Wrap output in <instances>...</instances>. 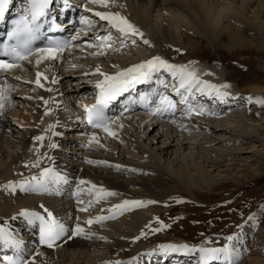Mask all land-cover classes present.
Wrapping results in <instances>:
<instances>
[{
  "label": "rangeland",
  "instance_id": "obj_1",
  "mask_svg": "<svg viewBox=\"0 0 264 264\" xmlns=\"http://www.w3.org/2000/svg\"><path fill=\"white\" fill-rule=\"evenodd\" d=\"M119 2L123 5L122 9H118L117 6H113V5L110 7H98L96 5L94 6L93 4H89V3L88 5L92 6L93 8H97V9L100 8V9L107 10V11L116 10V12H120L122 15H124L126 18L129 19L128 17L129 4L127 2H124L123 0H119ZM206 3L209 4V6L221 5L219 3V0H207ZM240 5L241 3L239 0H233L232 8L226 11L227 12L235 11ZM147 6H149V4ZM242 8L243 9H241L240 11L235 12L236 13L235 15H237L236 17L238 18V20L230 19L229 23H233V26H235L234 22L243 24V28L241 29L240 32L242 33V37L248 41V44L244 47L229 49L225 47L229 43L227 39H223L221 40V42L216 41L213 43L207 37L201 38V34L197 31V29H195V33L192 31L193 25L191 23L184 22L182 23L183 27L179 28L177 31L179 32V35H182V37H184L183 39L185 41L180 42L181 39L179 38L178 35H176L177 38L175 37L176 39L174 43L171 42V44H174L175 46H178L179 48L178 47L168 48L165 45H163L164 51L157 53L155 45L145 46L142 44V39H145L143 36V38H137L135 45H133L131 41L126 39L124 41L123 46L118 45V47H115L116 50L114 48H109L108 50L112 54L107 53L110 55V57H107V58L106 57L103 58V56L74 52L75 54L82 55L83 58L82 59L80 58V60H74L75 61L74 65L76 66L79 65V66L72 70L71 69L68 71L64 70V72L62 70L60 71V68L62 66L60 67L58 66L55 69L54 67L56 65L54 64L55 63L54 60L44 59L40 61V63L38 64L35 63V61H32L29 63L28 68L14 71L13 74H16L19 77H24L25 80L29 82V85L30 84L31 85L28 86L27 88L25 86L21 87L20 85L14 86L13 84L9 90L10 92L9 96L11 93H17L20 96V92L22 94H25L27 93V91H29V93H35V91H38V89L42 90V87H37L34 83L32 84L31 82L36 79L37 72L42 73V77L40 80H42L44 84L46 82L45 80L46 76H49L52 81L53 79H55V83L51 82L50 86H48L46 82L45 84L46 93L45 91L43 92L46 95L45 100L47 99L48 103L46 105L45 103L42 105L43 106L42 111L45 110V108L51 109V111L49 112V114L46 115V117L47 116L48 117L46 119L44 118L45 122L46 121L47 122H46L45 127L43 126L42 133L45 135L46 138L43 141L44 143H43L42 149H40V154L43 155L44 153L42 152L44 151L47 152L49 150L47 145L49 143V138L51 136L53 128H48V126L53 125L52 107L54 104V100L56 99L55 98L56 94H57L58 99H61V101H63L62 104H65L66 106V102L68 100L67 98L65 99L62 98L63 97L62 95L63 94L66 95L67 90H69L68 92L71 93L72 87L75 84L76 85L81 84L82 81H86V84L90 86V84H92V80L95 82L97 79H102V77L99 76L98 73H95L93 71L94 69L99 68L100 72L111 74L117 71L119 68L128 67L131 64H134L132 63V59H135V57L133 56H136V55H133L132 52L134 53L136 52L137 56L140 57V60L139 59L135 60V61L139 60L138 62L148 59L153 55H159L162 58L168 59L169 62L174 63L176 62V60L177 61L179 60V62H176V63H181L180 61L181 58L195 57L194 54H197L200 56V58L196 56L197 58H194L193 61L197 63H208L209 62V63L215 64L218 69L220 82L221 83L228 82L230 84V87L227 89V91L230 92L232 95L237 94L238 92L241 91V94H243V96H246V95L264 96V91H258V92L250 91V87L253 85L254 86L256 85L264 86V36H262V30L264 27L263 26L264 25V0H260L256 4L253 3V0H247L246 6ZM149 10H151L150 7H149ZM255 12L258 14L257 19H258V22L260 23L259 27L258 25L254 24L253 22L249 20V18L251 19V17L255 14ZM159 20L162 21L164 25L168 21H170V18L167 12L163 11L162 14L160 15ZM133 24L135 25V23ZM186 27H188V29ZM244 29L246 30L242 31ZM164 41L168 43V40L165 38H164ZM192 41L195 43L200 42L204 45V47L203 48L198 47L197 50L193 49L194 51H191L190 48H191ZM83 47H87V46L86 45L82 46L81 49ZM176 49H179L180 51L176 52L175 51ZM124 50H127V51H124ZM89 51L90 50L88 48H84V52H89ZM71 54L72 53L66 55L64 58H69V59L74 58L75 59L76 57H78L76 55H73V54L71 55ZM167 55H170V56H167ZM208 56L212 58L210 59V61H208V58H207ZM77 63H80V64H77ZM69 64H71V62ZM113 65H115L116 67H113ZM240 66H243V67H240ZM201 79L205 80V78L203 77ZM57 81H60V84ZM52 89H54L53 92H52ZM74 97L77 99L79 97V93H76V94L74 93ZM11 98L13 99V97ZM19 103H20L19 99H15L13 100V103H11L12 105L10 104V106L6 110V113L8 115L6 117L8 119H12V118L16 119L15 116H17L18 112L21 111L23 108V106ZM261 107L263 108V111H264V106H254V105L248 106L247 104L244 105V103L242 102L240 106L236 107L235 110L239 112L241 111L246 116L250 113V111H253V110L256 111V109H260ZM73 110H75V108L71 109V111ZM261 114L259 112L256 118L264 120V112L262 115ZM236 116L238 115L236 114ZM121 119L123 120V122H128V120L129 121L132 120L131 118L129 119L120 118V119H116V123L122 121ZM235 120L236 119H234V117L222 116V118H216L212 122L220 121V123L226 126V128L229 130L230 129L229 127L236 126L237 124H239ZM131 122H128L130 125L125 126L126 129L123 130V133H121L123 135L125 134L124 136H126V138L120 137V139H122L123 141H120L119 138H117L118 140L114 141L118 145L115 147L114 156L117 155L118 158L121 159V162L122 161L124 163L126 162L124 165L131 166V167H134L137 165L140 167H148L149 165L151 167L152 166L155 167L156 165H158V167L152 168V169L157 171L158 173L160 171L161 172L165 171L164 173L169 174L171 177H174L176 180H178V177H179V174L176 172V170H178L179 168H184L186 171H189L193 174L195 173V170L193 168L195 164L200 163L201 165L204 166L203 158L199 157L200 154L197 153L199 152V150L206 152L205 155H211L212 158H215L218 160L222 159V162H221L222 165L216 168L215 167L210 168L208 166L206 167L204 166L206 171L207 170L210 171L208 172L210 176L208 177L207 182H210L212 185L215 184L214 186L210 185L206 188L203 186L199 188L195 193L189 192L184 189H179V190H175L172 193H166L160 196L159 195H152V196L149 195V197L144 196L145 200H155L161 204L158 205V203H156V206H152L153 204H148V205H145L139 208L131 209L129 211H124L120 213L118 216H115L114 218H111V219L104 220L102 222H98V223L94 222L92 225H87V224L83 225L85 230L89 229L88 231H90L91 233L93 232V235L90 238V240H100V239H97V237H100L102 232L117 235L118 232H121V231H118L117 229L119 230L121 229L125 233L123 236L119 238H121V240L124 242L131 241V245H141L142 247L145 246L143 251L146 249L154 248L156 244L164 243V242H175V243L186 242L189 244H199L201 243L204 237H210L213 241L212 244H209L206 246H215L217 239H219V244L223 243L224 242L223 236H226L238 230L236 228V225L241 223V215H240L241 212H243L245 216H247L249 213L254 212V211L258 212L259 214V205L262 202H264V147H261V144H264V134L261 133V131L259 132L260 134L258 133H256V135L254 133H253L254 135L250 134V138L248 142L246 140L244 143L235 144V143H229L231 138H233L235 135H230L229 132L225 133L226 131H222L221 133L215 132L211 134L207 131L205 133L204 132L200 133V131L202 132L204 125L203 124L201 125L199 123L200 127L196 126V131L197 129L198 131L192 133L193 135H197V137L194 138V136L192 135L191 136L189 135L187 137H190V138L193 137L200 144H198L196 148L193 147L194 150L190 148L187 150L184 149L183 152H181L182 154L184 155L186 154L192 158L189 160V159L182 157L180 160L177 161V160H174L173 158L178 156L177 153H179L182 150L178 151L176 149L175 150L171 149V151H169L166 154H162V153L160 154V152L157 151V148L155 150V146H162V139H163L162 136L158 137V134L157 135L153 134V132H150L149 134L145 135V132L138 131L137 129H135ZM223 128L224 127H222V129ZM46 129L47 131H45ZM204 129L206 130V127ZM20 130L22 129L21 128L18 129V131ZM103 134L107 135L106 133H103ZM213 135L216 136V138H220L221 140L219 141L220 144L210 143V141H212L211 138L213 137ZM86 137L88 140V135ZM152 137H155V138L153 139ZM113 138H116V137H111L108 139L113 140ZM150 138L153 139V142L149 140ZM31 140L33 144H36L37 142L39 143V141L36 142L33 139ZM77 140H79V142H82L84 146L86 145L85 148L82 146V148L80 147V149L77 150L78 152L81 153L82 156L88 155L89 151L91 150V147H89V145L92 144L93 146H96L97 144L95 142L89 144V141H87L86 139H77ZM208 144H211V146ZM140 147L141 148L143 147V149L146 150V152L142 151ZM234 147H241L245 150V152L238 153L237 155L233 156L232 154L234 152ZM14 148H15L14 146L13 148L10 147V149L14 150L11 153L13 155H15L17 151V148L15 149ZM210 149L218 150L220 152L221 151L227 152V155L224 157L218 156L216 154H213L210 151ZM12 150H10V152ZM192 151L195 153H193ZM147 152L148 154H146ZM153 152L155 153V155ZM190 152L193 154H191ZM58 154L60 155V157H63V158L68 157L66 155H61V152H58ZM24 157H25L23 159L24 161L26 160L27 157L29 158L26 161H32L36 158V154L33 156V153H28V155ZM151 157H156L155 159H156V162H158V164L154 162V160L151 161L150 159L149 161V158ZM67 159H70L73 162H75L73 158L68 157ZM19 160L20 158L17 161H13V162L10 161V162H7V164L5 165L4 164L0 165V170H2V168L4 169L5 166H8L7 172L0 174V184H4L8 180H18L21 178V176H24V175L29 176L26 174L30 173L28 172V170L31 167H25L24 162L20 163ZM0 162H2L1 157H0ZM41 162L45 163L44 161H41ZM228 162H233V165L227 166L226 164ZM92 167H95V166H92ZM190 167L193 169H190ZM35 170L37 169H34V171ZM188 176H194V175H188ZM135 178L136 177H134V179ZM132 179H133V176H132ZM194 179L203 181V179L199 175L196 176V178ZM96 184L97 186H102V183L100 181ZM74 185H77L75 181H74ZM80 186H83L86 188V185H80ZM103 187L115 192L116 195L109 196L108 197L109 201L104 199V200H101L100 202L92 204L91 206H87L88 209L86 211H83V212L77 211L73 217L68 218L69 220L67 218L65 219L63 215V211H62V214L60 213V211L62 210L61 207L58 210L56 209L57 212L55 211L54 212L58 213L57 217L62 222H64L66 226H69V225L71 226V224L76 223L77 221L76 217H80V221L84 222L85 219H87L88 217L94 216L95 214L96 215L105 214L104 212L105 210H103L104 213H102V208L107 209L111 204L116 203L114 201L116 198L120 199L119 201L123 199L141 200L142 198L139 196L140 195L139 193L137 194L135 192H133L134 194L128 193L125 190H117L111 187H107V186L105 187L104 185ZM131 187L132 186H128L127 188L133 191L135 188L134 187L131 188ZM29 195L34 196L33 198H35L36 200L34 203L32 202L30 204H27L28 201L19 200V199H22V197H27ZM0 196L2 197L8 196L9 199L13 201V204L23 203L21 204L23 208L25 207L27 208L28 206V208H30L31 210L42 211L40 208V205L43 204L46 208L52 211V207H50L49 204L47 205V202L51 200L50 198H49L50 200L47 198V196H50V194L46 195L44 193H35V192H28L24 194L23 192H20L19 190L16 192H9V191L0 189ZM87 196L88 195L86 194V192L84 194H81L82 199H84V197H87ZM56 197L59 198L61 196H56ZM177 199L181 200V202L176 203L175 201ZM67 200H70V199H67ZM37 202H39L38 205H37ZM100 205L102 207H100ZM135 213H139L144 216H142V219L139 220L141 216L140 217L138 216L136 218V215H139V214H135ZM133 214L134 216H132ZM62 216L64 217V219ZM153 216L158 217L160 220L164 221L165 223H168L170 226L159 232H154L150 235H145L144 237H141L140 239L133 242L131 240V237L138 236L140 230L143 229L144 225L147 224L149 221H152ZM153 227H159V224L153 221ZM8 229L15 236L21 237V235H18L19 234L18 230L14 228L11 229L9 226H8ZM243 232H246V239L244 240V244L242 246L248 249L247 252H245L243 256L247 258L249 257L251 259H257L258 260L257 264H264V214L259 215V223L256 229L249 230L248 227H245ZM105 238L107 239V237ZM88 250L91 251L92 249H88ZM78 251L79 250H77L76 252ZM100 251H101V254H103L104 251H107V250L105 248H102L100 250L99 248H97V250L94 253H99ZM110 253H112L111 255L112 258H118V255H116L114 250H110V252L107 251L106 255L98 256V258L95 259L96 263L103 264V261L105 260H101V257L103 256L109 257L108 255ZM77 254L79 253H76V255ZM244 264H253V263L251 261V262H245Z\"/></svg>",
  "mask_w": 264,
  "mask_h": 264
},
{
  "label": "bare ground",
  "instance_id": "obj_2",
  "mask_svg": "<svg viewBox=\"0 0 264 264\" xmlns=\"http://www.w3.org/2000/svg\"><path fill=\"white\" fill-rule=\"evenodd\" d=\"M123 1L127 2L129 4V14H128L129 20L132 23H135V25L143 32L144 38L149 40L150 45H155L157 53L164 51L163 45H165L168 48L178 47V46H175L174 44H171V42L174 43L175 39L177 38L176 35H178L179 38L181 39L180 42L185 41L183 39L184 37H182V35H179V32L177 31L179 28L183 27L182 23H184V22L185 23L186 22L191 23L193 25V27L195 29H197V31L201 34V38L207 37L213 43L216 41L221 42V40H223V39H227V41L229 42L230 38L232 36V33H230L229 31H224L221 34H219V36L217 37V36H215L214 33H212L208 29V26H207L208 20L211 18V15L212 14L219 15L222 12H225L226 10L223 9L221 5L209 6V4L206 3L207 0H123ZM239 1H240L241 5L238 6L237 10L227 12L230 19L238 20V18L236 17L237 15H235L236 14L235 12L240 11L241 9H243L242 7L246 6V4H247V0H239ZM259 1L253 0V3L256 4ZM148 4H149V6H147ZM113 6H117L118 9L123 8V5L119 2V0H115V4ZM149 7L151 10H149ZM88 8H92V9H94V11H107V10H103L100 8L96 9V8H93L92 6H90ZM113 11L116 12V10H113ZM163 11L167 12V14L170 18V21H168L165 25L163 24L162 21L159 20L160 15L162 14ZM177 14H179V16H177ZM90 15L94 16L93 12H90ZM257 15L258 14L255 12V14L251 17V19L249 18V20L251 22H253L254 24L258 25V27H259L260 23L258 22ZM95 19L99 21L98 17L97 18L95 17ZM227 23H229V21H227ZM186 26H188V25H186ZM186 28L188 29V27H186ZM245 30L246 29H244L242 31H245ZM240 35L242 36L241 32H240ZM262 36H264V27L262 30ZM164 38L168 40V43H166L164 41ZM129 43H131V42H129ZM198 47L203 48L204 45L200 42H196V43L193 41L191 42V48H190L191 51H194L195 49L197 50ZM73 50H78V52H83L82 50H80V48H76V47ZM124 51H127V50H124ZM98 52L99 51H97V50H91L89 54L97 55V56H103V58L104 57H106V58L110 57L109 54H112L111 52H104V54H102V55L101 54H94V53H98ZM66 53H68V52H66ZM107 53H109V54H107ZM132 54L136 55V56H133V57H135V59H132V63L138 62L140 60V57L137 56L136 52L135 53L132 52ZM75 55L80 56V54L79 55L75 54ZM107 55H109V56H107ZM117 55H119V54H117ZM194 55H195V57L181 58L180 59L181 63H188L189 61H193L194 58H197V57L200 58L199 55H197V54H194ZM167 56H170V55H167ZM207 58H208V61H210V59H212L209 56ZM75 59L80 60V57H77ZM75 59L74 58L73 59L61 58L60 54H59V58L54 60V62H55L54 64L56 65L54 68L56 69V67L62 66L60 68V71L62 70L63 72H64V70L68 71L70 69L71 70L75 69L79 66V65H77V66L75 65V67H72V65H74ZM136 59H139V60L135 61ZM70 62H71V64H69ZM176 62H179V60L178 61L176 60ZM176 62H174V63H176ZM50 64H52V63H50ZM77 64H80V63H77ZM20 66L26 67V64L24 63V64H21ZM192 66L195 67L197 69L198 73L201 74V78L203 77V78H205V80H207L211 83H216V84L221 83L219 80L218 69H217V66L215 64L209 63V62L208 63L194 62ZM11 72H12L11 70H8L7 72L3 73L0 76V86H2L4 84L5 80L9 84L14 83V86L20 85L21 87L25 86L28 88V86L31 85V84L29 85V82H27L24 77H18L16 74L14 75ZM53 76H55V75H53ZM17 77L19 79H17ZM45 80L47 82V85L50 86V84L52 82L51 78H48ZM46 82H45V84H46ZM57 82H59V84H60V81H57ZM24 83H25V85H24ZM45 84H44V82L42 83V85H44V87H42V88H46ZM57 87H56V89H57ZM89 88L90 87L86 84V82L82 81L81 84H79V85L75 84L72 87L71 93L74 95V93H76V92L77 93L82 92V91L87 90ZM250 91H256V92L264 91V86L263 85H256V86L253 85L250 87ZM43 92L44 91H41V93L38 91H35V93H29V91H27V93H25V94H22L20 92V96L17 93H11L10 96L13 97V99H19V101H20L19 104H21L23 106L22 110L18 112V115L15 116L16 119H13V118L8 119L6 117V116H8L6 113V110L8 109L7 107L0 109V157L2 158V162H0V165H2V164L5 165V164H7V162H10V161H12V162L17 161L19 158H20L19 162L22 163V162H25L29 158V157H27L25 161L23 160L25 158L24 156L28 155V153H33V156L36 154L35 153L36 152V145L40 144V142L38 143L36 141L37 143L35 142L36 144H33V142H31L32 141L31 139H32V137H34L36 135L42 134L43 126L45 127L46 122H47V121L45 122V119L48 117V116L46 117L47 114H45V111H42V107H43L42 105L44 104V101L46 98V95ZM9 93L10 92L8 91V94H7L8 100H9ZM239 93L241 94V91ZM239 93L237 95H239ZM20 97H22V98H20ZM40 98H43V99H40ZM239 99L244 102L242 97H240ZM9 101L10 102H6L7 106H9L11 104V102L13 103L12 100H9ZM73 101H74V99L71 100V104ZM227 101H229V102H227ZM236 101L237 100H233L230 102V100L227 99L225 102L219 103L218 107L215 109L214 108H212V109L208 108L206 106V105H208V102L206 101L205 103H202V105H204L206 111H208L210 113L214 112V113H218V114H216V115L209 114L210 115L209 117L206 116L207 114H205V115H195L194 114L189 119L185 120L184 123H181L180 121L175 120L176 123L172 122L171 124H174V125L170 126L171 125L170 124L168 128H163L161 126L159 127L157 123H150L147 125L146 123L142 122L141 117H139L136 120L135 115H130L129 118H131L132 120L131 119L130 120L133 121V127L135 129H137L138 131L145 132V135L149 134L150 132H153V134H156V135L158 134V137L162 136V138H163L162 139V146H155V150L157 148V151L160 152V154L161 153L166 154L169 151H171V149H174V150L176 149L178 151L182 150L179 153H177L178 156H176L173 159L178 161L183 157V158L190 160L192 157H189L186 154L184 155L181 152H183L184 149L187 150L190 148L193 149V147L196 148L198 146V144H200L196 139H194L197 137V135L192 134L193 132H197L198 129L196 131V127H193L192 124H190V123L196 124L197 127H200L199 123L201 125L203 124L204 127L202 129V132L200 131V133H203V132L205 133L206 131L209 132L210 134L215 133V132L221 133L222 131H226L225 133L229 132L230 135H235L233 138H231L229 143H235V144L244 143L246 140L248 142L249 138H250V134H252V135H254V134L256 135V133L260 134L259 133L260 131H261V133L264 134V131H263L264 120L256 118V116L259 112H260V114L261 113L263 114V112H264L263 108L261 107L260 109H256V111L255 110L250 111V113L248 115H246L247 116L246 117L244 115V113H242L241 111L239 112V111L235 110L236 107L240 106V104H241V103L236 102ZM62 103H63V101H62ZM226 103H230V104H228L227 106H224V104H226ZM220 104H222V107H219ZM246 104H248V106L252 105L251 103H245L244 105H246ZM236 114L238 116H236ZM72 116L73 115L70 116V114L68 112H66V114L58 113L55 117V122L57 121V123L60 124V122L63 121V123L67 124V126H70V128H71L75 124V123H72V120L70 118ZM222 116L234 117V119H236L235 121H237L239 124H237L236 126L229 127L231 130L230 129L228 130L226 128V126H224L223 124L220 123V121L212 122L216 118H222ZM125 119H128V118L126 117ZM134 120H136V121H134ZM40 121H42V122H40ZM131 121L128 120V122H131ZM128 122H123V120H122L118 123L111 125L113 131L116 133L115 136L105 135V134H103L105 132H103L101 129H96V130L90 131L89 133H95L96 134V137H97L99 143H97L96 146H93L92 144L89 145V147H91V150L89 149L90 151H89L88 155H85V156H82L81 153L77 151L78 150L77 146H79V149H80V147L82 148V146L84 148L86 147V145L84 146L82 143L79 142V140H76V138L78 139L80 137L79 134L76 132L74 134H70L73 137H75V139H72L71 141L66 140L64 142V144L61 148L63 151V154L61 153V155H64V152L67 151L64 148V146L68 145V147H72L73 149H70V148L68 149L67 155L69 156V158H73L75 160V162H73L70 159L67 162L66 161L62 162L63 160L56 156V151L58 150L56 148H54L52 150L49 149L47 151L48 155L53 157V159L51 161H48L47 163L53 167H60L61 165H64L65 166L64 176H67L69 178L68 184L62 183L60 185H54L50 191L44 192V194H46V195L50 194V196H47V198L48 199L50 198L51 200L49 199L50 201H48V202L46 201V202H47V205L49 204V206L52 207V212H54V211L57 212V210L61 207L62 210L60 211V213L62 214V211H63V215H64L65 219L73 217L74 214H76V212L78 211V207H80V206L77 204V199H75L76 197L74 198L72 196V194H70V193H72V191L74 189H77L78 187L79 188H85L83 186L74 185V181H76V179L78 177L81 179H85L87 181L93 182L95 184L100 181L102 183V186L104 185L105 187L107 186V187H111V188L117 189V190H125L128 193H133V192H135L136 194L139 193L140 194L139 196L142 197L141 200H145V197L146 196L149 197V195H151V196L152 195H159L160 196L162 194L172 193L175 190H179V189H184V190H187L189 192L195 193L199 188H201L203 186L206 188L210 185L211 186L215 185V184L212 185L210 182H207L208 181L207 179L210 176V174L208 172H210V171H208V170L206 171L204 166L205 167L208 166L210 168L211 167H215V168L219 167L222 165V163H221L222 159L218 160V159L212 158L211 155H205L206 152H203L202 150L201 151L199 150V152H197L198 150L196 149L197 150L196 152L200 154L199 157L203 158L204 166L201 165L200 163L195 164L193 166L195 173H193V174L189 171H186L184 168H179L178 170H176V172L179 174V177L176 176V177H178V180H176L174 177H171L169 174L164 173L165 171L164 172L160 171L158 173L157 171L152 169V168L158 167V165H156L155 167L154 166L151 167L150 165L149 166L147 165L148 167H140L138 165L131 167V166L124 165L126 162L125 163L123 161L121 162V159H119L117 155L114 156L115 147L118 146L117 143L114 141L118 140L117 138L120 139V137L126 138V136H124L125 134L123 135L121 133H123V130L126 129L125 126L130 125ZM178 124H184L188 128V130L187 131L182 130L180 127H178ZM242 124H244V125H242ZM249 125H250V127H249ZM205 127H206V130L204 129ZM222 127H224V128L222 129ZM12 128H16V131L12 132L10 130ZM17 128L22 129V130H20L19 135L16 133V132H18ZM54 131L58 134L56 136L51 135L52 140L55 138L58 139L60 136V133H61L60 128H56ZM65 132H69V131H65ZM234 133H236V134H234ZM68 135L69 134H67V136ZM189 135L194 136V138L193 137H191V138L187 137ZM111 137H116V138H113V140H109L108 138H111ZM152 138L154 139L155 137H152ZM79 139H84V138H79ZM85 139L87 140V137ZM153 139L150 138L149 140L151 142H153ZM211 139H212V141H210L211 144H213V143L220 144V142H219V141H221L220 138H216V136L213 135V137ZM120 141H123V140L120 139ZM211 144H208V145L211 146ZM13 146L15 148H17L15 155L11 154L14 150L10 149V147L13 148ZM261 147H264V144H261ZM214 149H210V151L213 154H216V155L222 156V157L227 155V152H222V151L220 152V151L214 150ZM10 150H12V151L10 152ZM141 150L146 152V150H144L143 147L141 148ZM116 151H117V149H116ZM44 152H46V151H44ZM44 152H42V153H44ZM96 152H98V153H96ZM244 152H245V150L243 148L234 147V152L232 155L234 156V155H237L238 153H244ZM174 153H176V152H174ZM193 153H195V152H193ZM193 153H191V154H193ZM146 154H148V152ZM154 155H155V153H154ZM4 157L6 158V160ZM65 158H68V157H65ZM116 158L119 159L120 161L117 160ZM155 158L156 157H151V158H149V161L151 159V161L154 160V162H156ZM8 159H9V161H8ZM87 160L105 161L107 163L90 164V163L86 162ZM69 161H71V163ZM156 163L158 164V162H156ZM44 164L45 163L41 162V166H44ZM116 165H120L121 167H119V168L115 167ZM226 165L231 166V165H233V162H228ZM92 166H95V167H92ZM7 168H8V166H5L4 169L2 168V170H0V174L6 173L8 170ZM193 168L190 167V169H193ZM131 169H138L139 171L134 172V171H131ZM28 172H30V173H28L26 175L36 173V172H38V169L34 171V168H30L28 170ZM188 175H194V176H188ZM198 175L203 179V181L194 179ZM132 176H133V179H132ZM134 177H136V178L134 179ZM128 186H132L135 189L132 191V190L127 188ZM61 193H62V195H61L62 197L57 198L56 196H58ZM65 193H68V195H65ZM24 194H26V193H24ZM33 197H34L33 195L32 196L29 195L27 197H22V199H19V200L28 201L27 204H30V203H32V202L34 203L36 201L35 198H33ZM67 199H70V200H67ZM78 199H82V198H78ZM89 199H90V197L87 196V197H84V199H82V200H84L85 204L87 205V201ZM37 200H38V198H37ZM105 200L109 201L108 197L105 198ZM119 200L120 199L116 198L114 201L116 203H118ZM38 203L39 202H37V205H38ZM157 203H158V205L161 204L159 202H157ZM21 204H23V203H21ZM21 204H13V201H11L8 196H3V197L0 196V222L2 223V222L6 221L7 225L11 229L14 228L16 230H19L20 231L19 234L21 233V235H23V237H26L27 240H30V241L32 240L31 242H33V243H35V245H37L38 244V236H37V230L35 229V227L28 225L22 217H19L16 215L19 212L20 208H23V206H21ZM152 206H156V204H153ZM68 207H69V209H68ZM100 207H102V206L100 205ZM27 208H28V206H27ZM53 208H54V210H53ZM28 209H30V208H28ZM103 210H105L104 212L106 215L107 209L102 208V213H104ZM55 212H54V215L57 216L58 213H55ZM135 214H139V213H135ZM14 216L16 217L15 219H13ZM132 216H134V214ZM138 216L139 217L141 216V218L139 219V220H141L142 216H144V215H142V214L136 215V218ZM64 217H63V219H64ZM133 218H135V217H133ZM78 222L82 226L85 225L84 222H81L80 220ZM76 223H77V221H76ZM107 227H109V226H107ZM103 228H104V226H103ZM88 230H85V231H88ZM117 230L121 231V232H118L117 235L102 232V234L100 236L107 237V239H104V241H102V240H90V238L85 239L84 237H81V236H76V237H72L71 239H68L67 236L71 235V233L69 231L66 234V236L61 239V241L56 242L55 247L48 248L46 246H40L39 250L43 253V255L42 256L38 255L34 259L36 261V264H72V263L73 264H95L96 263L95 259L98 258V256L106 255L107 251L110 252V250H114L116 255H118V258H121V259H128L132 256H137L138 254L145 251V250L143 251L145 246L142 247L141 245H131V241H125V242L122 241L121 238H119V237L123 236L125 232L121 229L120 230L117 229ZM17 237L21 238L20 236H17ZM245 239H246V232H243V235L241 237V245L244 244ZM25 244H26V241H24V245ZM97 248H99V250L102 248H105L107 251H104L103 254H101V251L99 253H94L97 250ZM0 249H2V247H0ZM88 249H92V250L89 251ZM77 250H79V251L76 252ZM34 251H36V250H33V249L27 250L26 255L29 254L30 252H34ZM76 253H79V254L76 255ZM111 255H112V253H110L108 255L109 257L103 256V257H101V260H107V258L114 259L111 257ZM243 255H242L241 259L239 260V264H244L245 262H251V261L253 264H257V262H258L257 259H251L249 257L247 258V257H244ZM193 257H194V255L188 254L186 259L190 260ZM96 264H100V263H96Z\"/></svg>",
  "mask_w": 264,
  "mask_h": 264
},
{
  "label": "snow or ice",
  "instance_id": "obj_3",
  "mask_svg": "<svg viewBox=\"0 0 264 264\" xmlns=\"http://www.w3.org/2000/svg\"><path fill=\"white\" fill-rule=\"evenodd\" d=\"M14 0H0V20L5 18L10 5ZM52 0H24L22 9L17 13L16 18L12 21V27L7 32V38L3 44H0V56L8 57L9 59H0V72L7 71L10 68L17 67L20 62L27 60L29 57L35 55V63H40L41 60L50 59L55 60L59 58V54H62L66 49L72 47L71 41L68 40H49L44 47H34L32 41L40 34L41 29L45 27L49 22L44 18L49 14L48 8ZM65 6L68 4V0H63ZM87 3L96 5L98 7H109L115 4V0H87ZM88 11L93 12L95 17L99 18V21L106 22L109 27V35L103 37L96 36V43H90L85 41V44L89 47H95L99 50L98 53L104 54L110 47V40L112 38L111 30H115V33L121 37L120 46H123L124 40L127 39L135 45L137 38H143V32L132 22L129 21L120 12L114 11H94L89 8ZM82 24H89L90 22L82 20ZM51 28L56 29L57 24L51 23ZM78 36H72V40H77ZM142 44L150 46L147 39H142ZM179 52V49H176ZM193 61L188 63H172L168 59L162 58L159 55H153L148 59L131 64L128 67L119 68L117 71L108 74L99 71V68L94 69L95 73H98L102 79L95 81L96 97L95 103L83 105L84 119L93 129H101L108 136H115L111 125L116 123L115 118L107 117L104 113V109L108 103L115 100L122 93L128 92L130 89H134L136 85L141 83H147L155 81L160 86L164 85V79L160 75L165 73L173 80L171 85L173 92L179 98V110L182 116L187 119L192 115H205L218 113H210L206 111L202 104H198L197 101L200 97H208L210 99L225 102L231 98L237 99L235 96H231L227 89L230 87L228 82L220 84L211 83L207 80L201 79V74L197 69L193 67ZM75 67V65H72ZM113 67H116L113 65ZM243 67V66H240ZM42 73H36V79L32 81L37 87H44L40 83ZM17 79H19L17 77ZM45 79H47L45 77ZM55 83V79L52 81ZM166 86V85H165ZM167 87V86H166ZM11 85L5 80L4 84L0 86V109H3L8 100V91ZM151 97H158L155 99L156 107L150 109L156 115H167L174 113L178 110V104L176 99L170 95L158 92L157 88H152L150 92H141L138 100H133L132 103H139L144 106L147 105ZM43 99V98H40ZM245 103H251L254 106H264V96L261 95H246L243 97ZM45 105L48 101H44ZM51 109L45 108V114H48ZM176 123L175 119L172 120ZM55 125H49L48 128H54ZM182 130L187 131L188 128L184 124H178ZM47 131V129L45 130ZM58 133L52 132V136H56ZM45 135L32 137L34 141L41 142L36 145V158L32 161H25V167H31L38 169V172L32 173L29 176H21L18 180H8L4 184H0V189L9 192H35L44 193L50 191L54 185L68 184L69 178L61 175L56 169L48 164L53 157L44 152L40 154V149L43 147V141ZM89 144L99 143L95 133L88 134ZM49 149H54L57 145L49 138L47 145ZM41 161H44V166H41ZM90 164H103L105 161L87 160ZM115 167H121L116 165ZM131 171H139L138 169H131ZM75 183L77 186L86 185V188H77L72 191V196L78 197L85 192L90 197L87 201L77 199L78 211H86L87 206H91L109 196H115L116 193L104 188L103 186H97L85 179L77 178ZM176 203H180L181 200L177 199ZM155 200H139V199H123L118 203L111 204L107 208V214H98L85 219L84 224L92 225L94 222H102L107 219L114 218L124 211H129L134 208H139L148 204H156ZM42 211L31 210L28 208H21L16 214L22 217L26 223L30 226H34L37 230L38 244L36 245V251L30 252L25 255L24 252V240L18 239L8 229L7 222L0 223V247L8 249L11 255L4 254L0 256V262L2 264H36L35 257L42 256L43 253L39 250L40 246H46L53 248L57 241H61L62 238L70 231L71 235L67 236L68 239L72 237L81 236L84 238H91L93 233L85 231L84 227L78 222L80 217H76L77 223L66 226L54 213L46 208L43 204L40 205ZM264 214V202L259 205L258 212H251L247 216L243 212L241 215V223L236 225L237 231H234L226 236H223L224 243L219 244V239L216 240L217 246H206L212 244L213 241L210 237H204L199 244H189L186 242H164L158 243L154 248L146 249L144 252L137 256H132L128 259H107L103 261V264H142L143 257L151 258L153 255L159 253L161 255L168 254H195L198 257L197 264H239V260L242 255L247 252V248L241 245V237L243 235V229L248 227L249 230H254L258 227L259 215ZM16 217L14 216L13 219ZM182 218V217H180ZM153 221L159 224V227H153ZM170 225L160 220L158 217L153 216L152 221H149L140 230L138 236L131 237V240H136L150 235L154 232H159ZM97 239L104 240L105 237H97Z\"/></svg>",
  "mask_w": 264,
  "mask_h": 264
},
{
  "label": "clouds",
  "instance_id": "obj_4",
  "mask_svg": "<svg viewBox=\"0 0 264 264\" xmlns=\"http://www.w3.org/2000/svg\"><path fill=\"white\" fill-rule=\"evenodd\" d=\"M219 3L225 10L231 9L233 6V0H219ZM177 16H179V14H177ZM229 20L230 17L227 14V11L222 12L219 15L212 14L211 18L208 20V29L217 37L224 31H229L230 33H232L229 43L225 46L229 49L246 46L248 44V41L240 35L243 24L234 22L235 26H233V23H227V21ZM192 31L195 33L194 27H192Z\"/></svg>",
  "mask_w": 264,
  "mask_h": 264
}]
</instances>
